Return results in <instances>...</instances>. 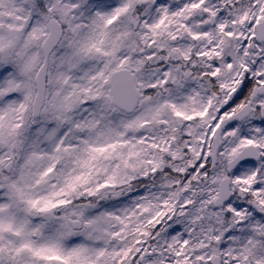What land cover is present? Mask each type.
I'll list each match as a JSON object with an SVG mask.
<instances>
[{
  "label": "clouds",
  "instance_id": "clouds-1",
  "mask_svg": "<svg viewBox=\"0 0 264 264\" xmlns=\"http://www.w3.org/2000/svg\"><path fill=\"white\" fill-rule=\"evenodd\" d=\"M194 2L0 0V37L13 41L0 49V217L45 225L38 241L81 219L65 246L111 251L121 242L90 239L83 222L139 213L143 205L149 211L140 223L167 215L149 228L136 264H176L168 247L174 240L187 242L188 264H264V91L253 74L264 72V41L251 40L264 22L254 23L258 0H207L216 17L203 9L177 15ZM246 12L250 18L240 24ZM220 23L253 47L234 39L221 57L200 58L212 45L193 40L181 25L219 39ZM241 63L252 71L244 73ZM217 67L220 74L210 75ZM243 76V89L232 93ZM116 79L126 85L122 92L113 90ZM240 104L244 120H226L214 139L207 135ZM176 111L207 115L189 122ZM245 138L259 146L242 145ZM162 141L168 152L151 147L164 148ZM255 173L259 189L241 193L248 186L236 181ZM109 181L115 187L97 192ZM49 201L65 203L48 214L31 208Z\"/></svg>",
  "mask_w": 264,
  "mask_h": 264
},
{
  "label": "snow or ice",
  "instance_id": "snow-or-ice-1",
  "mask_svg": "<svg viewBox=\"0 0 264 264\" xmlns=\"http://www.w3.org/2000/svg\"><path fill=\"white\" fill-rule=\"evenodd\" d=\"M207 0H197V2L191 3L183 11L177 13L179 16H183L185 12H192L203 9L205 13L210 17H216L218 15V10H215L210 7H205ZM259 8V15L254 19V23L257 27L264 22V5L259 3V0L256 5ZM119 14V11L117 15ZM23 19V17H18ZM249 14L246 12L243 16L240 17L239 23L243 24L249 20ZM167 19V16L165 17ZM109 24L113 21L108 20ZM163 23V21H161ZM235 23V22H234ZM156 27H159L157 25ZM181 27L188 32L193 40H207L212 47L207 51H202L198 55L200 58L212 59L213 57H221L222 49L226 46L228 41L242 38L247 43V47L251 49L253 47L252 43H249V37L247 36H238L236 32L229 30L227 23H220L217 26V32L219 34V39H215L211 32H202V33H193L190 28L186 25H181ZM11 30V26H9ZM155 31V28H153ZM33 38H35V33H33ZM176 36H173L172 39H176ZM252 41H264V31L257 34L256 29H252L251 34ZM215 41V42H214ZM13 43L12 38L0 37V49L4 47H10ZM175 51H179L176 49ZM264 51V49H261ZM244 55L247 56L248 52L245 51ZM184 58L190 59L187 53L184 54ZM151 59V57H149ZM126 63V62H125ZM233 64L229 63L227 65L228 69L233 68ZM240 67L243 69L244 73H249L252 70L248 68L246 64L241 63ZM220 74V68L217 67L216 70L210 75L217 76ZM255 76L259 77L258 83L261 85L260 90L264 91V72H254ZM169 75V74H166ZM206 75H208L206 73ZM247 77L243 76L239 81H234V87L230 89L232 93H237V89H243L244 81ZM161 83L167 84V80L162 81ZM158 85L153 84L151 87H157ZM222 87H227L223 85ZM125 83L116 79L113 83V90L116 92H122L125 90ZM255 94V90L253 92ZM246 106L244 104L238 105L236 108H233L230 113L224 114L221 117H218V123H214L212 129L209 130L207 135L215 138V132L220 130V127L224 124L226 120L240 119L244 120L247 116ZM178 117H183L185 120L191 122L200 116H206L207 112L196 113L195 115H184L180 111H176ZM257 132H260V129H256ZM191 133H189L190 135ZM229 135H236V132L230 131ZM175 140V137H172ZM208 146V155L211 156V147L208 145L207 139H202L200 141ZM143 143V141H141ZM161 143L165 144L164 148H160L159 145L153 144L151 147L157 148L160 151L168 152L169 146L166 141ZM242 145H256V141L252 139L245 138L242 140ZM259 146V145H256ZM100 152L107 151V149H98ZM192 151H195L192 149ZM203 149H201V153ZM201 153H197L198 158H203ZM172 156L178 157V152H173ZM151 163V162H149ZM158 167V165H157ZM259 173H255L249 176L246 179H238L237 184L246 185L248 187H241V193H251V186L255 185L259 189V184H257V178ZM115 187L110 181L99 186L97 192L102 191L105 188ZM96 192L90 193V195H95ZM259 195V192L253 193ZM39 202L31 203V208L38 210L41 214H48L54 211L57 207H60L65 202L61 201L60 204L53 203L51 201L44 204L43 207L37 209V204ZM259 204L264 205V199L259 200ZM165 208H168V205H164ZM3 211V209H0ZM149 211L148 207L143 205L140 206V212L135 211L125 212L124 215H114L112 213H103L94 219L87 220L83 222V227L86 234L90 239H103L106 243L109 241L119 240L121 246L109 251L108 249H92L85 245H79L72 248H67L64 244V241L73 234V226L80 225L81 219L72 220L70 222L64 223L60 226V229L56 232L54 236L43 239V241H38L35 239L36 236L42 234L45 225H40L38 227L32 228L29 226L27 221L19 222L16 217H9L4 219L0 217V264H136L137 260L142 261L143 256L140 255L142 251L141 245L145 243L144 237L151 235L149 228L158 224L160 218L167 215V212H160L153 218H150L146 224L140 223V214L147 213ZM233 211V209H229ZM235 214L239 217H243L244 213L236 211ZM79 216L82 218L83 213H80ZM119 226L118 231H112L111 229L115 226ZM179 245V247H177ZM188 244L185 241L183 244H180L179 241L174 240L172 244H169L168 247L170 250L174 251L175 256L177 257L176 264H188L184 257V249L187 248ZM147 254V253H145Z\"/></svg>",
  "mask_w": 264,
  "mask_h": 264
}]
</instances>
